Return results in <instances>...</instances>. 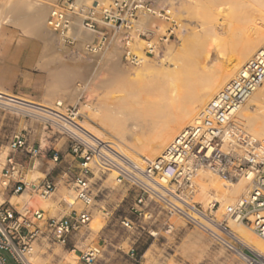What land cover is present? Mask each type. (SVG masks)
Here are the masks:
<instances>
[{
  "label": "built area",
  "instance_id": "2783aa9c",
  "mask_svg": "<svg viewBox=\"0 0 264 264\" xmlns=\"http://www.w3.org/2000/svg\"><path fill=\"white\" fill-rule=\"evenodd\" d=\"M49 4L47 25L62 43L79 44L80 38L74 34L77 27L93 35L90 41L81 43L88 52L116 43L126 63L137 62L130 49L133 34H137V17L141 12L154 13L144 0H51ZM145 50L154 52V45L148 41ZM263 80L264 42L203 107L197 119L181 129L159 157L144 159L141 167L127 160L115 143L84 129L81 105L57 103L51 107L0 93V110L30 120L42 130L64 137L67 143L66 154H62L55 148H42L40 140L30 142L27 130L14 132L1 164L2 190L12 195L26 192L47 198L62 182L73 188L75 199L83 205L68 214L48 216L27 202H1L0 264H8L3 252L13 264H33L30 257L39 240L66 246L72 234L89 224L95 199L93 179L107 171L116 172V181L127 183L136 192L130 209L137 218L147 206H158L166 214L179 216L204 230L241 264H264V254L244 246L227 226V219H233L264 240V141L253 138L233 121L234 113ZM68 156L70 161L65 159ZM38 157L51 161L52 170L57 167L56 180L49 177L50 170L40 180H24L25 172L34 169ZM202 168L249 177L246 192L225 208L222 218L215 215L216 203L204 207L193 200L195 176ZM108 213L104 211L106 217ZM121 224L128 229L135 227L132 219L123 218ZM98 253V248H88L79 259L84 264H94ZM129 255L137 257L134 246Z\"/></svg>",
  "mask_w": 264,
  "mask_h": 264
},
{
  "label": "rangeland",
  "instance_id": "374dc122",
  "mask_svg": "<svg viewBox=\"0 0 264 264\" xmlns=\"http://www.w3.org/2000/svg\"><path fill=\"white\" fill-rule=\"evenodd\" d=\"M8 1L9 0H2L1 5L4 6V4ZM43 1L45 3H49V1L51 2V0ZM144 1L147 3L148 7L154 11V13L141 12L137 17V34H133V41L130 44V49L137 56L136 63H126L122 58V48L116 43H111L104 48L97 49L95 51H87L86 53L78 48V44L71 46L62 42L61 45L66 47V53L64 55L60 54L58 57L59 61L57 58V61L54 60L56 64L53 63V61L49 63L50 66H59L62 64L70 65L74 83L76 85H80L83 89L79 97L71 100L70 102L68 101L70 99L66 93L64 97V99H66L63 101L62 105H81L83 113L81 123L83 125L84 123L91 125L99 132L103 133L101 136L103 137L102 140L117 143L121 149H126V151H129L130 153L132 152L133 154L131 153V155L133 157L135 156L136 159L137 152L128 148V145H137V125H131V123H137V119L129 120L128 118V120L125 121L128 127H131L128 131H126V133H131L134 139H122V136L117 134V131L113 126L116 118L118 119V117H121L122 115L120 114V110L117 109L114 104L112 98H110L111 95L116 97L120 93L106 92L105 90L99 88L100 82L110 75L108 65L105 64V62L108 61H106V59L110 57L112 50L117 48L119 52L116 53L115 50L116 54L111 56L112 59H119L120 68L124 71L126 70L130 75L128 76L134 78L135 84L137 85L136 73L139 71L140 64H142L144 60L146 62L149 61L147 62V64L149 63V68H152L153 66V69H150L151 71L149 70L147 75H151L152 78H155L157 81L159 79L160 81L162 76L166 73L170 74L177 71L176 69L178 67L175 68V65L184 64L183 61H186V57H188L186 55L185 60L184 56H182L185 53L184 50L186 48H190V51L193 48V50L196 51L192 52V55H190V51L187 49L186 52H188V55L192 58L193 54L197 53L199 55L198 52L202 51V44L203 46L206 45L207 47L205 46L204 48L210 50L209 55L211 57L217 49H214V45L208 44L210 40L209 42L206 41L207 43H204V41L202 42L201 39H203V35L206 37V28L209 29L210 27H213L215 29V33L217 32L216 37L220 41V45L227 49H233V51L238 47L241 39H238L241 35V33L239 34V29L237 28L239 27V24H237L236 27H229V20H227L228 18L226 19V17L224 18L221 15L217 18L210 15L203 17L200 11L201 9H199V13H196L194 11V7L197 2H199L198 0H191L192 3L187 2L190 0ZM219 1L220 0L214 2L215 6L214 3H209L208 6L213 5L214 8L213 6L212 8L214 10H220L223 8L225 11L227 9V5H221ZM249 1L251 4L253 3V5L258 2L256 5H259L254 7L257 9L260 8V10L262 9L264 12V0ZM103 2L109 3L110 0H103ZM181 4L185 8L187 7V10L182 7ZM191 5L194 6L192 7ZM3 6H0V86L18 96L35 100L37 102H43V100L47 98L48 90H51V87L55 85V83L51 85L49 74L41 66V64L44 63L43 61H48L51 56L48 57L47 52H44V43L40 39L31 36L27 32L26 28L13 24L6 18L5 13L3 12ZM189 6L191 7L190 11L194 12L196 15L189 12ZM141 15L150 17L149 21H142ZM243 19L244 16L241 19V22ZM241 22L239 21L238 23L241 25L243 23ZM256 22L255 24L259 30H264V20L262 21L259 17L256 19ZM169 30L171 33H169ZM142 31H150V33L141 35L140 32ZM186 37L188 39L187 41L185 39ZM207 39L209 38H206V40ZM148 41L154 45V52L152 53H147L145 50ZM192 42H194V44ZM263 42L264 37L261 39L259 47ZM57 49H60V47ZM43 52L47 55L43 56ZM95 53H97V55H94ZM40 56L43 57L41 58ZM196 58L197 57H194V59ZM178 69H180V67ZM182 71L183 70H180L179 73ZM215 94H213V96ZM213 96H211V98ZM101 101L102 103H109L110 106L113 105L111 109L109 106V110L111 112L110 116L113 117V120L110 118L111 121L102 122L100 121V118L95 115L96 105L98 106ZM109 101H111V103ZM252 107L254 108L255 106L251 105L250 110H252ZM126 110H128V108ZM242 126L246 132L251 134L246 125L242 124ZM24 130H27L30 142L40 140L42 148H50V150L55 148L62 154H66L67 143L64 137L52 135L50 132L42 130L40 126L30 120H26L24 118L17 117L12 113L0 110V151L3 150V155H6L7 153V144L11 135L14 132L24 133ZM147 132L148 134H151L153 131L150 129L146 131V134ZM251 136H255L259 140H264L262 139L264 136H257L253 134H251ZM101 137L99 138L101 139ZM4 156L2 161L4 160ZM47 156L49 157V155ZM144 159L149 158H142L141 166L143 165ZM2 161L1 163H3ZM38 162L44 164L40 171L36 168ZM52 167L53 163L51 161L47 160L45 157H38L34 169L25 172L26 176L24 180L37 181L38 178L44 177L43 171L48 172ZM53 171L52 175L55 176L59 170L55 167ZM116 176L117 174L114 171H107L105 173L95 175L93 179L95 199L92 206V216L89 224L81 229V238L78 242L76 251L71 250L72 246L70 244L62 246L58 243L51 244L43 240H39L34 243V246L37 247L38 250L35 257L39 258L40 261H42V264H61L64 256L66 257L70 254L77 256L75 258V264H84L83 261L79 259V255L88 248L99 249V253L94 264H129L131 262L130 260H127V256L122 253L121 249H117L118 252H121V256H118L117 258L109 259L106 255L108 254V251L113 248L110 244L112 241H122L121 248L127 250L129 248L128 241L132 239L134 234L137 236V216H135L130 209L136 197V192L130 188L127 183H118L116 181ZM56 188H60L62 191H65V193L70 191L72 192L73 197H75L73 188L66 186L62 182H59L56 185ZM25 194L27 197L26 202L30 206L43 209L48 216H60L62 214H68L73 209L80 210L83 208L80 201L76 199L71 200L68 196L61 195L59 197L52 198L51 204L42 206L40 201L47 198H40L36 195L29 196L27 193ZM243 194L244 193H242L239 198ZM0 195H2V198L4 197V200L9 201L13 205L22 203V198H17L19 194L12 195L9 192L3 191L1 186ZM19 199L21 203L18 202ZM219 205L220 203L216 202L215 208L219 207ZM51 206H55L54 213H50ZM207 206L208 205H205V207ZM105 210L109 211V219L104 215ZM123 217L132 219L135 222V227L133 229L124 227L121 224V219ZM138 220L143 221L141 225L144 227L141 228L138 226L140 240L138 244L137 241L135 242L134 248L136 249L137 256L145 253V255H143L145 264H241L232 254L228 253L222 245L217 243L204 230L198 226L187 224L185 220L179 216H170L166 214L164 210L158 206L149 205L144 208L143 214L138 218ZM236 223L239 224L238 222ZM102 232L109 234L111 238V242L107 240L109 242L108 245L103 241ZM3 256L6 258L8 264H13L6 252H3ZM33 264L35 263L33 262Z\"/></svg>",
  "mask_w": 264,
  "mask_h": 264
},
{
  "label": "bare ground",
  "instance_id": "6f19581e",
  "mask_svg": "<svg viewBox=\"0 0 264 264\" xmlns=\"http://www.w3.org/2000/svg\"><path fill=\"white\" fill-rule=\"evenodd\" d=\"M1 1L2 0H0V6H3L1 5ZM42 1L43 0H9L6 4H4L3 12L10 22L26 28L27 32L31 36L40 39L44 43V52H47L48 57H51L48 61H43L44 63H42L41 66L49 74L51 85L53 83H55V85L51 87V90H48L47 98L44 99L43 102H37L35 100L18 96L1 86L0 93L26 102L54 107V104H63V101L66 99H64L66 93L70 99L68 100L67 98V100L70 102L71 100L79 97L83 89L80 85H76L74 83L70 65L62 64L59 66H50L49 64L52 61L55 63L54 60H56V58L58 60L60 54L64 55L66 53V47L61 45L59 37L48 27L47 15L50 12L51 6L49 3ZM198 1L199 2H197V4L195 3L196 5L194 4V11L199 13V9H201L200 11L203 17L210 15L217 18L221 15L224 18L226 17V19L228 18L229 27H236V25L239 24V27L237 28L239 29V34L241 33L242 36L240 35L238 38L241 39L239 41V45L237 44L238 47L234 51L233 49H227L220 45L221 43L216 37L217 32L215 33V29L213 27H210L209 29L206 28V37L203 35V39H201L202 42L204 41V43H207L210 40L208 44L214 45V49H217L211 57L209 55L210 50L204 48L206 45L203 46L202 44V51H197L199 55L197 53L193 54L192 58L190 57V55H192L191 53L196 51L193 50V48V51H190V48L185 47L186 49L184 51L186 54L184 53L185 55L183 54L182 56L185 58L187 55L189 58L186 57L187 60L185 58L186 61H183L184 64H179L181 66L175 65V68L180 67V69H176L178 72L174 71L170 74L166 73L162 76L160 81L159 79L158 81L155 80V78H152L151 75H147L149 70L153 69V66L152 68H149V63L147 64L149 61L146 62L145 60H142L143 62L140 64V69L136 73L137 85L135 84V79L129 77V73L120 68L119 59H112L111 56L119 52L117 48L112 50L110 55L111 58L109 57L106 59V61H108L105 62V64L108 65L110 75L100 82L99 88L105 90L106 92L120 93L116 97L111 95L112 97L110 96V98H112L114 104L117 109L120 110V114L122 115L121 117H118V119L116 118L114 121L115 124H113L117 134L122 136V139H134L131 133H126V131H128L131 127H128L125 121L128 120V118L129 120L137 119V123H131V125H137V145L131 144L130 146L127 144L128 148L137 152V159L135 156L133 157L131 155L132 152L130 153L129 151H126V149H121L117 143H113H115L118 150L127 160L136 164L138 167L141 166L142 158L155 159L159 157L174 136L181 129L191 125L197 119L199 111L203 109L206 103L210 100L211 96L219 92L225 84L233 79L239 66L252 56V54L258 49L261 39L264 37V30H259L255 24L256 19L259 17L262 21L264 20V12L262 9L260 10V8L257 9L254 7L259 5H256L258 2H254L255 5H253V3L251 4L249 0H220L219 2L221 5H227V9L224 11L223 8L220 10L213 9L215 6L214 2L217 0ZM187 2H191V0ZM209 3H214V6L212 5L213 8L212 6H208ZM182 7L184 6L182 5ZM190 8L191 7L189 6V12H191ZM191 13L196 15L194 12ZM243 16L244 19L242 20V23L241 19ZM149 18L150 17L146 15H141V19L144 22L149 21ZM239 21L242 23L241 25L238 23ZM74 34L80 38L78 48L87 53V50L81 43L85 40L90 41L93 35L91 33L81 31L77 27L75 28ZM206 38L209 39L206 40ZM185 39L186 41L188 40L187 37ZM192 43L194 44V42ZM57 46H59L60 49H57L59 48ZM187 49H189L190 55L186 52ZM44 52L42 55L46 56L47 54H44ZM94 55H97V53ZM194 57L197 58L194 59ZM180 70L183 71L179 73ZM262 83L263 84H261V86L256 88L249 95L245 104L240 106L233 115V121L238 126L243 128L242 124L246 125L251 134L257 136H264V80ZM111 101L109 102L111 103ZM251 105L255 106L254 108L252 107V110H250ZM109 106V103H102V101L98 106L96 105L95 115L100 118V121L109 122L110 118L113 120V117L110 116L111 112L109 110ZM112 106H110V109ZM127 108L128 110H126ZM83 127L97 138L101 137L103 134L91 125L84 123ZM150 129L153 132L151 134H148L147 132L146 134V131ZM252 137L257 139L255 136ZM102 138L103 137H101V139ZM2 151H0V168L2 158L5 155H3ZM43 165L44 164L38 162L36 168L40 171ZM194 181L196 184V192L193 200L202 203L204 207L205 205H210L216 202L220 203L219 207L215 211V215L219 219L224 216L225 208L228 205L234 204L236 202L235 200L238 199L242 193L246 192L249 177L222 175L214 172L213 170L202 168L197 171ZM25 193L26 192H23L17 196V198H22V203L26 202L27 199ZM61 195L68 196L71 200L75 199L72 192L68 191L65 193V191H62L60 188H55L47 199L40 201V204H42V206H47L52 203V198L59 197ZM3 201L4 197L2 198V195H0V203ZM18 202L21 203L20 199ZM54 207L55 206L50 207V213L55 212ZM239 224H237L233 219H227V226L244 246L264 254V240L257 236L249 228ZM37 253V247L34 246L30 260L32 259L31 262L33 261L35 264H42V261L35 257ZM75 258L76 256L71 254L66 257L64 256L61 264H75Z\"/></svg>",
  "mask_w": 264,
  "mask_h": 264
},
{
  "label": "crops",
  "instance_id": "0c3cea01",
  "mask_svg": "<svg viewBox=\"0 0 264 264\" xmlns=\"http://www.w3.org/2000/svg\"><path fill=\"white\" fill-rule=\"evenodd\" d=\"M65 159L67 161H70V157L69 158L66 157ZM29 170H32V169H29ZM53 172L54 171L51 169L49 171V174L48 175H49V177H51L54 180H56L58 178V173L54 176V175H52ZM46 173H47L46 171H43V174H46ZM25 176H26V174H25ZM40 179L41 178H38V180H40ZM62 215H64V214H62ZM109 217L110 216H108L107 218L109 219ZM123 218H127V217H123ZM127 219H129V218H127ZM141 223H143V221L142 220H138V218H137V236H136V234H134V236L132 237V239L130 241H128L129 248L127 250L121 248L122 247V241H120V240H116L115 241L114 240V241L111 242V240H110L111 238H110L109 234L102 232L103 241L105 243H107V245H108L109 242H111L110 244L113 247V248H111L108 251V254H106L107 255V258H109V259L111 258L112 259V258H117L118 256H121V252H118V250H117V249H121L122 253H124L127 256V260H130L131 261L129 264H145V260H143V255L145 253L143 255H138L136 258L131 257L129 255V249H130V247L131 246H134L136 241H137V244L139 243V240H140V232H139L138 226L141 227V228L144 227L143 225H141ZM80 232H81V230H79L78 232L72 234L70 236V238H69L68 244H70L72 246V249H71L72 251H76V249H77L78 242H79V240L81 238L80 237ZM107 240H109V242ZM103 246H106V245H103ZM80 255H81V253H80ZM80 255H79V257H80Z\"/></svg>",
  "mask_w": 264,
  "mask_h": 264
}]
</instances>
